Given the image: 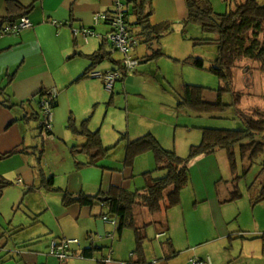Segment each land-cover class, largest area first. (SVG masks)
Instances as JSON below:
<instances>
[{"label":"crops","instance_id":"1","mask_svg":"<svg viewBox=\"0 0 264 264\" xmlns=\"http://www.w3.org/2000/svg\"><path fill=\"white\" fill-rule=\"evenodd\" d=\"M17 1L24 6L34 5L28 16L33 28L22 30L16 35L0 36V89L5 88L11 101L17 105L0 108V177L12 183L0 200L10 188L13 189L16 196L12 205L17 210V215L12 216L11 220H7V215L0 211V253L8 248L9 254L21 257L17 264H57L56 260L59 259L49 255L50 242L77 239L80 245H71L69 264H99L103 259H110V264H130L136 247L133 233L127 235L132 244L126 245L124 249V233L117 241L116 225L103 220L101 215L104 210L101 207H66L63 193L59 191L51 194L42 185L38 187L50 177L53 178L54 186L63 192L95 196L107 194L114 187L126 190L143 188L146 185L143 175L153 171V168L148 167L137 174L135 167L138 160L133 168L126 167L123 162L125 146L122 157L114 155V148L97 166L89 165L90 156L75 152V147L85 144V138H69L67 133L61 134L57 128L62 116H67V110L79 122L90 119L94 115V103L98 101L95 91L104 94V80L102 83L89 78L80 79L92 67L90 57L98 54L104 56L95 68L96 73L120 72L123 76L120 60L108 56L110 50L107 49L110 47L107 37L113 30L111 18L116 13L117 0ZM6 2L0 0V18L7 15ZM153 5V25L172 23L173 31H176L188 18L186 0H153ZM6 27L8 25L3 30ZM75 30L80 33L74 35ZM83 30L94 34L86 40L82 35ZM137 49L139 46L134 51ZM146 56H149L147 49L142 59ZM143 63L147 62L140 64ZM128 74L115 83L112 93L107 94L110 95L111 104L116 101V96L127 93L125 78ZM121 82L122 86L117 85ZM117 86L123 94L119 93ZM42 91L47 94L44 97H50L54 92L57 94L56 106L52 110L53 128L48 135L43 129L39 130L41 122L31 119V115L39 111ZM30 100H33L31 104ZM61 110H66V113L64 111L61 114ZM80 125L77 123L78 127ZM89 128L94 132L92 117ZM18 148L27 151L3 158V155ZM36 151L42 152V162L51 159L56 161L51 171L42 170L43 173H40L38 157L32 154ZM154 162L156 166L155 158ZM139 177L144 178L142 187L138 186L139 179L136 180ZM20 180L23 181L21 184ZM39 180L42 182L39 183ZM219 197L222 204H232L229 202L231 194L228 200L225 193H220ZM140 209L136 210L137 221L138 217L145 219V213H139ZM146 213L149 219L144 220L142 226L137 225L156 226L157 239L161 243L158 253L162 256L157 261L165 258L162 243L171 240L178 256L164 264H191L192 260L202 264H264V242L261 238L264 234L232 229L220 233L215 224L217 234L209 240L198 241L189 237L183 212L172 210L161 220L155 218L162 214L150 220L152 215L148 210ZM223 223L227 221L224 219ZM86 249L94 252L85 259L82 254ZM77 259H81V262H77ZM5 261L4 257L0 258V264Z\"/></svg>","mask_w":264,"mask_h":264},{"label":"rangeland","instance_id":"2","mask_svg":"<svg viewBox=\"0 0 264 264\" xmlns=\"http://www.w3.org/2000/svg\"><path fill=\"white\" fill-rule=\"evenodd\" d=\"M209 1L216 13L224 14L245 0ZM258 2L264 4V0H258ZM182 30V27L178 26L176 31L166 34L161 39L160 46L164 55L153 62L139 64L136 72L128 74L125 78L127 93L123 94V91L121 92L117 86V90L123 95L116 96V101H113L112 104L109 101L110 95H107L110 94V91L106 90L105 84L103 95L95 91V98L98 101L94 103L92 113L94 115L91 117L94 119V132H100L104 146L116 147L122 136L127 135V133L131 140L153 134L164 148L175 151L180 157L185 158L189 155L192 146L201 143L202 128L242 130L244 129L242 116H247L255 109L264 110V74L259 71L258 63L242 60L234 70V92L225 91L220 96L218 92L207 91L204 97V100L209 103H218L219 97H222L223 104L232 105L235 102L236 94H241L243 101L238 107H229V111L222 115L224 118L198 117L193 113H180L176 107L179 94H183L185 85L208 88L214 91L224 87V83L218 76L209 71L217 58L216 46L201 44L198 41L214 38V36L204 34L197 25L190 26L185 35ZM107 49L112 53L111 44ZM145 49H147L146 45L141 44L139 49L131 52V54L143 62ZM111 58L121 59L117 53H113ZM189 58L204 61L205 68L200 69L187 64L186 60ZM96 81L103 83V79L95 78L94 82ZM117 85L122 86L123 84L121 82ZM64 111L66 113V110H61V114ZM72 122L82 123L72 115L70 110H67V116H62L57 128L61 134L67 133L69 138L73 136L79 138L69 127ZM125 144V141L119 144L114 150L116 151L114 155L122 157ZM236 162L237 170L233 172L227 151L219 150L215 154L204 156L202 159L198 158L191 163L190 184L182 191V205L172 210L183 212L186 220V231L193 240L211 239L213 235L217 234L215 224L220 233L223 230L232 229L242 230L250 234H264V202L256 204L264 189V173L261 175L264 168V155L254 163L246 174H244V168L248 166L241 159L238 149L236 150ZM55 163L54 159L49 162L45 160L40 166L42 170L49 172ZM137 163L135 167L137 174L147 170L148 167L153 168L152 170L156 167L152 153L143 155ZM137 179H139L138 186H144L141 182L144 178L139 177ZM39 181V183L42 182ZM235 188L240 191L242 198L236 203L222 204L223 201L220 202L219 194L225 193L228 198H223V196L222 199L228 200ZM135 190L137 188L133 187L131 191ZM50 193L53 194V192ZM15 196L16 193L10 188L4 198L0 200V211L7 215V220H11L12 216L17 215L16 207L12 205ZM141 211L145 213V219L138 217L139 226L143 225L144 220L149 219L147 210L140 209L139 213ZM165 215L167 213L155 219L161 220ZM153 218L152 216L150 220ZM224 219L227 223H223ZM148 229L150 237L145 242L146 256L150 263H154L157 261L156 259L162 258L158 253L161 243L157 239L156 226L148 227ZM181 231L186 238L185 232L182 229ZM128 233L134 234V231L128 229L124 231V249L126 245L132 244L130 237L127 236ZM119 239L120 236L117 235V241ZM162 246L164 247L163 243ZM8 250V248L4 249L0 253V258L4 257L6 260L4 264L19 263L21 257L13 253L9 254ZM69 255L71 257V253ZM12 257L14 259H10ZM56 261L57 264H62L59 260ZM77 262H81V259H77Z\"/></svg>","mask_w":264,"mask_h":264},{"label":"trees","instance_id":"3","mask_svg":"<svg viewBox=\"0 0 264 264\" xmlns=\"http://www.w3.org/2000/svg\"><path fill=\"white\" fill-rule=\"evenodd\" d=\"M186 5L188 18L182 23V33L185 35L190 26L197 25L204 34L214 36V38L198 41L201 44L216 46L217 58L209 71L218 76L224 83V87L214 91L208 88L186 85L183 94H179L176 108L180 113H193L198 117L214 116L224 118L222 115L229 111V107H238L242 103V95L236 94L235 102L232 105H226L222 103V97H219L218 103L206 102L204 100L205 93L207 91L218 92L221 96L225 91L234 92V70L242 60L258 63L259 71L264 74V4H260L258 0H245L241 4H237L230 12L224 14L216 13L209 0H186ZM6 6L7 15L0 18V36L4 35L3 31L5 29L3 30V27L5 25L15 26L21 19L28 17L34 9V5L24 6L17 0H7ZM153 13V0H128L123 13L124 21L132 38L139 45L142 43L147 47L149 56L143 62H153L164 55L160 46L161 39L174 30L172 23L153 25L151 22ZM112 54L108 53V56ZM103 58L102 54L90 57L92 67L80 79H91L90 75L95 73V68ZM186 63L200 69L205 68L204 61L197 58H189ZM124 77H126V73H123ZM46 95V92L42 91L40 100L51 98L44 97ZM55 99L54 104H52L53 109L56 106ZM32 102L33 100L29 101L30 104ZM15 106L17 105L11 101L6 89H0V108H13ZM31 119L35 122H41L39 130L43 129V113L40 108L38 112L31 115ZM241 120L244 124L242 130L202 128L201 143L192 146L189 155L185 158L180 157L175 151L165 149L154 135L149 134L136 140H131L128 135L122 136L117 146L124 141L126 142L123 161L126 167L133 168L138 158L148 153H152L156 160V168L143 175L146 185L141 189L131 191L114 187L107 194L100 193L95 196H88L82 193L71 195L57 189L54 186L53 178L45 180L42 183V188L54 193L59 191L63 193V204L66 207L73 205L90 208L101 207L104 210L101 215L103 220L116 222L119 236L127 229L134 231L136 247L132 255L133 261L130 264L167 263L178 256L171 240L164 242L165 258L161 261L148 263L145 242L149 240L148 227L151 224L138 227L136 210L140 208L147 209L152 216H156L180 207L182 205V191L190 184L191 163L198 158L215 154L219 150L227 151L231 169L236 172V150L238 149L241 159L248 166V169L244 168V174H246L254 163L264 155V110L255 109L247 116H242ZM89 123L90 119L85 120L78 127L77 123L72 122L69 127L75 135L86 140L83 146L75 147V152L77 154H87L91 158L89 165L97 166L117 146L106 148L100 132L91 131ZM26 151L27 149L18 148L3 155V158H9L19 152L24 153ZM32 154L37 155L40 166L42 152L37 153L36 151ZM39 166L38 168L41 171V166ZM263 173L264 168L261 175ZM260 177L258 176V179ZM11 185V182L0 177V197ZM241 198L242 194L235 188L229 202L236 203ZM262 202H264V189L256 204ZM261 238L264 242V236ZM93 252L92 249H86L82 257L86 259ZM99 264H107L106 259L101 260Z\"/></svg>","mask_w":264,"mask_h":264},{"label":"built area","instance_id":"4","mask_svg":"<svg viewBox=\"0 0 264 264\" xmlns=\"http://www.w3.org/2000/svg\"><path fill=\"white\" fill-rule=\"evenodd\" d=\"M128 0H117L116 2V13L114 16H112V26L113 30L111 33H109L107 40L111 44L112 47V53H117L121 57L120 62L123 66V73H131L136 71L137 67L140 64V61L135 59L131 52L134 51L135 48L138 47L139 43L134 40L128 31V27L124 21V11H125V5ZM33 28V23L28 17H24L20 20L18 24L15 26H8L3 31L4 35H16L20 31L25 29H31ZM80 32L78 30L74 31V35L79 34ZM94 34V33H93ZM92 32L88 30H83L82 35L86 38V40L93 35ZM92 79L99 78L103 79L105 82V88L107 91H110V93L113 91V88L115 86V83L122 79L123 76L120 72H108V73H92L90 75ZM57 94L54 92L50 97L51 98H45L40 100L39 107L42 110L43 113V130L48 135L52 132V110L54 104V99L56 98ZM23 181L20 180L19 183L21 184ZM105 222H109L107 219H105ZM113 225L116 224V222H111ZM72 244H78L80 245L79 240H70V239H64V240H52L50 242L49 247V255L52 257L58 258L62 263H66L69 256V249ZM107 264L111 263V260H106ZM191 264H202L200 261L192 260Z\"/></svg>","mask_w":264,"mask_h":264},{"label":"bare ground","instance_id":"5","mask_svg":"<svg viewBox=\"0 0 264 264\" xmlns=\"http://www.w3.org/2000/svg\"><path fill=\"white\" fill-rule=\"evenodd\" d=\"M122 79H124V78H122Z\"/></svg>","mask_w":264,"mask_h":264}]
</instances>
